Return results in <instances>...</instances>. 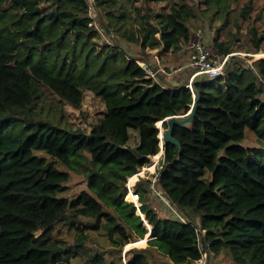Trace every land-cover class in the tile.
<instances>
[{"label":"trees","instance_id":"obj_1","mask_svg":"<svg viewBox=\"0 0 264 264\" xmlns=\"http://www.w3.org/2000/svg\"><path fill=\"white\" fill-rule=\"evenodd\" d=\"M210 1L217 7L207 5L205 13L238 30L253 18L256 0L247 1L233 21L227 0ZM259 1L263 14L264 0ZM4 2L0 264H71L72 256L84 257V264H193L207 246L231 264H264V143L241 144L247 130L264 141V56L254 61L257 71L233 56L223 73L194 79L199 95L195 117L190 125L175 127L181 147L164 142L156 180L185 219L173 211L158 215L149 202L152 179L141 178L135 190L152 234L147 246L126 250L123 261V248L149 233L125 198L128 177L160 153L157 125L188 113L195 99L186 82L173 84L165 75L156 80L138 60L145 49L163 57L185 48L197 9L186 0ZM221 28L211 43L224 57L233 43L223 40ZM246 37L254 52L264 50V28L248 26ZM39 85L76 108L90 90L105 109L89 121L90 133L73 122L57 124L41 114ZM131 129L139 133L134 143ZM70 170L87 178V187L73 196L64 194ZM61 228L73 231L74 241L56 234ZM94 232L104 236V243L97 241L100 247L90 250L86 241ZM217 242L220 250L214 248ZM105 246L114 252L109 262L101 250ZM155 253L165 260L158 262Z\"/></svg>","mask_w":264,"mask_h":264},{"label":"rangeland","instance_id":"obj_2","mask_svg":"<svg viewBox=\"0 0 264 264\" xmlns=\"http://www.w3.org/2000/svg\"><path fill=\"white\" fill-rule=\"evenodd\" d=\"M1 2H4L5 0H0ZM188 3L194 4L195 8L197 9V18L193 20L191 23L192 25V38L191 41L194 39L201 38L206 42H209L211 46L215 49V51L218 53L221 59L224 57L218 52V50L215 48V46L211 43L213 38L217 35L218 31H216V28L218 26H222L221 28V37L223 40L230 41L233 43V51L230 52L228 55V61L233 56L240 57L244 60L245 63H247L252 68H255L254 61L255 59L264 56V50L261 49L258 52H254L247 43V29L248 26L255 25L258 28H264V12L263 14L260 13V7L262 5V1L256 0L254 3V10L252 12L253 18L250 22L244 24V26L241 28V30H238L237 27L231 25V23H227L225 20L221 19L219 16L216 18H212L211 14H206L204 11V8L207 5L211 4V8L214 9L217 7V1L211 2L210 0H186ZM204 1H207L205 3ZM249 0H227L228 8L230 10V14L232 16V21L236 18H239V13L242 8V6ZM211 2V3H210ZM5 3V2H4ZM91 14L94 18L97 17V10L94 7V5L91 2ZM255 16H259V18H255ZM99 24V21L96 20ZM105 34V32H104ZM234 36H239L240 40L232 39ZM105 38H108L105 34ZM111 40V38H109ZM189 41V42H191ZM121 42L125 44V41ZM126 45V44H125ZM128 45V43H127ZM129 45H134L133 43H130ZM188 45L185 46V48L179 50L175 54H168L163 57L160 56V53L156 49H145L144 51H141V57L142 60L145 61L146 65L150 67L153 71L157 72V79L160 80L161 75L168 76L170 78V81L175 84L178 81L186 82L188 77L190 76L191 69L190 68H184L181 71L173 72L174 68L179 67L180 65H185L186 62H188L189 56H188ZM188 51V52H186ZM215 60H218V57L214 58ZM153 65L156 66V69H153ZM257 71V70H256ZM170 75V76H169ZM155 79V78H154ZM177 80V82H176ZM38 91L40 95H42V101L39 103V108H41V114L51 119L57 124L61 125H68L70 122H73L77 126H81L83 128H86V130L90 133L91 120H94L93 118L98 117V113L100 111L105 109V103L104 101L95 96L93 92L90 90L85 91L84 99L82 102V105L79 108L74 107L72 104L68 102H63L60 100L56 94L51 91L49 88H47L45 85H39ZM261 96L264 98V91L261 94ZM101 115V114H100ZM89 123V125H88ZM160 131H164L163 126H161L160 123ZM131 135L132 139L131 141L134 143L135 140H138V131L137 129H131ZM263 140H260L257 138V136L252 132L247 130L245 134V138L241 141V144H244L245 146H256L260 147L263 146ZM36 153L39 155H45L48 156L47 152L45 150H36ZM152 162L145 167H151L148 171L145 172L144 176L141 178H150L152 179V184L148 186L150 195H149V202L152 204V201L155 204V209L159 210L157 213L158 215H168L171 213V209L165 204L166 202V194H163V196L158 195L159 192L162 190L158 188L157 186V175L160 171L161 165L160 163L153 166L160 158H153L152 156ZM57 165L60 168H64V166L57 162ZM143 169V168H142ZM70 180L68 181V190L64 192V194H68L70 196H73L77 193H79L82 189L87 187V178L85 177V174L83 172H74L70 170ZM163 192V191H162ZM153 205V204H152ZM174 205V204H173ZM154 206V205H153ZM175 206V205H174ZM177 208V207H176ZM178 209V208H177ZM180 210V209H179ZM181 211V210H180ZM139 212L140 209H139ZM181 213L184 215L183 211ZM185 216V215H184ZM152 225V224H150ZM147 226V225H146ZM56 234H63L65 237H67L70 241H74V233L73 231H69L66 228H61V230L58 229ZM104 236H99L96 232L92 233L90 239L86 241V247H88L90 250L94 248H99L100 246L96 243L97 241L103 242ZM132 242V241H131ZM130 244L128 243L122 250V259L125 261V251L128 247L131 248L133 246L138 247H144L147 246L146 243H135L132 242ZM142 244V245H141ZM214 248H220V243H215ZM101 250L104 252L106 257V262L111 261L114 258V252L111 247L105 246ZM158 262H162L165 260V257L161 255L160 253H155V257ZM71 264H84V257L80 256H72L71 257Z\"/></svg>","mask_w":264,"mask_h":264},{"label":"built area","instance_id":"obj_3","mask_svg":"<svg viewBox=\"0 0 264 264\" xmlns=\"http://www.w3.org/2000/svg\"><path fill=\"white\" fill-rule=\"evenodd\" d=\"M188 51H189L188 62H186L185 65H180L179 67L174 68L173 72L181 71L184 68L191 69L192 73L188 77L185 85L192 90L193 95H194V91H193L194 79L198 75H201V74L207 76L208 78H212V77H216L220 73H223V69L230 55H226L223 59H221L218 53L215 51V49L211 46V44L209 42L204 41L203 39L199 37L198 39L196 38L192 40L191 42H189ZM215 57H218V60H215L214 59ZM138 62L140 63V65H142L145 68L146 72L149 75L157 79L158 75L156 71H153L150 67H148L143 60H138ZM163 144H164V141L161 135L160 136L161 152H163ZM148 170H149V167L144 166L143 169L142 168L139 169L136 173L128 177V180L126 183L127 194L125 195V198L135 205L136 213L141 215L144 223L150 229L151 225L148 222V220L145 218V215L139 212V209L141 210L140 195L135 190L136 183L140 180V177L144 176L145 172ZM163 194L165 193L162 191L158 193V195L164 197ZM165 204L177 216H179L181 219H185L181 211L177 209L176 206L173 205V203L171 202L169 198L166 199ZM206 245H208V243H206ZM196 261H197V264H205L204 254L201 258L197 259Z\"/></svg>","mask_w":264,"mask_h":264},{"label":"water","instance_id":"obj_4","mask_svg":"<svg viewBox=\"0 0 264 264\" xmlns=\"http://www.w3.org/2000/svg\"><path fill=\"white\" fill-rule=\"evenodd\" d=\"M193 91H194L195 99H194L193 104L191 106V109L188 113L172 115V116H169V117H167L161 121V126H163L164 122H167V124H168V127L160 133V136L162 135L164 142H171V143H174L177 146L181 147L180 140L174 136V130H175L176 126H188V125H190L192 123L194 117H195L199 95H198V91L195 87L193 88ZM158 182H160V176H159ZM145 238H146V242L151 238V228L149 229V233H148V235L145 236ZM126 250H128V248ZM206 254H209V249H207Z\"/></svg>","mask_w":264,"mask_h":264},{"label":"crops","instance_id":"obj_5","mask_svg":"<svg viewBox=\"0 0 264 264\" xmlns=\"http://www.w3.org/2000/svg\"><path fill=\"white\" fill-rule=\"evenodd\" d=\"M188 56H189V52H188ZM177 83L182 84L184 82L178 81ZM158 161L153 166L157 165ZM207 249H209V246L205 248V252H204L205 264H231V259L225 256L223 253L221 252L213 253L212 251L209 250V254H206ZM216 250H220V248H217ZM193 264H197V261H195Z\"/></svg>","mask_w":264,"mask_h":264},{"label":"bare ground","instance_id":"obj_6","mask_svg":"<svg viewBox=\"0 0 264 264\" xmlns=\"http://www.w3.org/2000/svg\"><path fill=\"white\" fill-rule=\"evenodd\" d=\"M158 126L160 127V125H158ZM160 156H161V154L158 153V154L154 155L153 158H160ZM150 168H152V166H151ZM150 168H149V169H150ZM141 213H142V212H141ZM151 234H152V233H151ZM147 235H148V234H147ZM132 242H135V243L138 242V243H143V244H144V243H146V238H145V237H144V238H138V237H137V238H134V239L132 240ZM132 242H131V243H132ZM141 245H142V244H141ZM144 245H145V244H144ZM127 248H128V247H127Z\"/></svg>","mask_w":264,"mask_h":264},{"label":"clouds","instance_id":"obj_7","mask_svg":"<svg viewBox=\"0 0 264 264\" xmlns=\"http://www.w3.org/2000/svg\"><path fill=\"white\" fill-rule=\"evenodd\" d=\"M160 128V127H159ZM160 134V133H159ZM160 136V135H159ZM160 153H161V151H160ZM162 154V153H161Z\"/></svg>","mask_w":264,"mask_h":264}]
</instances>
